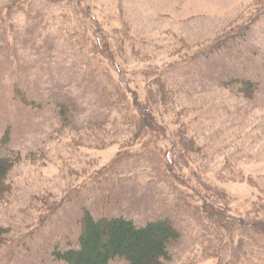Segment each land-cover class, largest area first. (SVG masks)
I'll list each match as a JSON object with an SVG mask.
<instances>
[{"label":"rangeland","instance_id":"374dc122","mask_svg":"<svg viewBox=\"0 0 264 264\" xmlns=\"http://www.w3.org/2000/svg\"><path fill=\"white\" fill-rule=\"evenodd\" d=\"M2 158L0 264H63L84 212L264 264V0H0Z\"/></svg>","mask_w":264,"mask_h":264},{"label":"trees","instance_id":"16d2710c","mask_svg":"<svg viewBox=\"0 0 264 264\" xmlns=\"http://www.w3.org/2000/svg\"><path fill=\"white\" fill-rule=\"evenodd\" d=\"M12 164L9 159H0V188ZM178 238L177 230L168 220L136 226L121 217L94 220L84 212L78 247L56 252L54 257L63 264H109L116 258L126 264H160L169 257L170 243Z\"/></svg>","mask_w":264,"mask_h":264}]
</instances>
